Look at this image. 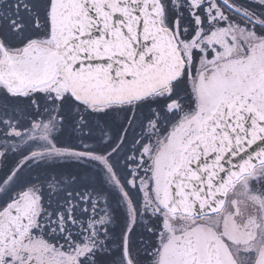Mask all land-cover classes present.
Here are the masks:
<instances>
[{
	"label": "snow or ice",
	"instance_id": "6c2138e0",
	"mask_svg": "<svg viewBox=\"0 0 264 264\" xmlns=\"http://www.w3.org/2000/svg\"><path fill=\"white\" fill-rule=\"evenodd\" d=\"M0 264H264V0H0Z\"/></svg>",
	"mask_w": 264,
	"mask_h": 264
}]
</instances>
